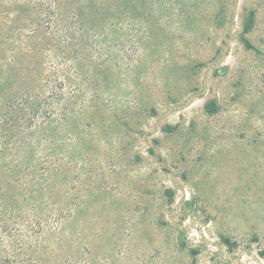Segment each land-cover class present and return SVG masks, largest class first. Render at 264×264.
<instances>
[{"label":"rangeland","instance_id":"obj_1","mask_svg":"<svg viewBox=\"0 0 264 264\" xmlns=\"http://www.w3.org/2000/svg\"><path fill=\"white\" fill-rule=\"evenodd\" d=\"M186 1L94 114L82 243L120 264H264V0Z\"/></svg>","mask_w":264,"mask_h":264},{"label":"trees","instance_id":"obj_2","mask_svg":"<svg viewBox=\"0 0 264 264\" xmlns=\"http://www.w3.org/2000/svg\"><path fill=\"white\" fill-rule=\"evenodd\" d=\"M187 7L186 0H0V264L125 260L112 249L94 253L78 228L88 210L79 181L94 169L93 118L103 106L115 109L120 81L138 73L150 34L176 27Z\"/></svg>","mask_w":264,"mask_h":264}]
</instances>
